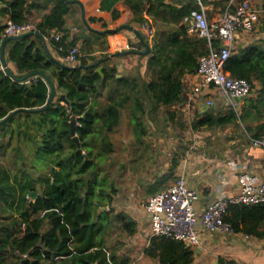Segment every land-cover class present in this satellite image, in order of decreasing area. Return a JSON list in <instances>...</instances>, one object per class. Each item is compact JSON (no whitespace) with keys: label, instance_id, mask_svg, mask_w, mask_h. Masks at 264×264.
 <instances>
[{"label":"trees","instance_id":"1","mask_svg":"<svg viewBox=\"0 0 264 264\" xmlns=\"http://www.w3.org/2000/svg\"><path fill=\"white\" fill-rule=\"evenodd\" d=\"M194 1L185 0L179 8L162 0L134 2V21L143 23L146 14L154 21L165 23L156 31L148 54L150 79L141 84L132 76L117 78L114 67L98 73L94 68L61 66L45 55L33 52L34 43L29 42L31 36L8 41L12 44L8 57L15 64L18 75L13 77L6 73L0 64V121L16 109L40 108L46 104L49 95L46 81L39 76L20 81L25 74L50 71L49 79L56 80V92L44 111L15 115L24 116L25 122L33 115L38 117L22 125L33 131L25 132L26 139L34 141L36 159L40 164H47L50 170L48 175L34 180L18 178L0 166V208L4 214H9L7 218H11L7 225L0 227V264H119L116 257H107L99 238L104 226L101 222L107 214L98 215L96 210L103 201L110 203L118 192L114 183L107 184V179L101 177V158L105 148L111 150L110 133L118 126L121 111L127 106L133 134L142 140L147 133L146 100L154 113L162 107L172 118L174 113L169 112V108L184 103L183 79L186 75L196 74L199 58L208 53L206 40L189 35L186 23L182 21L196 8ZM228 1L220 0L224 4L220 11L225 10ZM26 8V0H12L7 2L4 10L13 22L26 23ZM69 10L68 2L54 0L51 11L36 25L43 35L48 36L51 30L65 33L54 42L62 56L75 45V40L65 43V15ZM3 28L0 24V40ZM107 34L99 37L105 38ZM214 45L218 46V42ZM87 64L81 60V66ZM223 70L232 78L247 80L253 94L243 100L239 110L232 105L224 113L208 108L202 118L194 121L193 130L224 129L239 122L252 139L263 137L264 39L232 51ZM256 83L258 88H255ZM104 91L106 95L102 102L100 98ZM62 95L65 100L61 99ZM15 116L0 126V137ZM71 116L76 117L75 134L79 145L70 134ZM177 163L173 160V167ZM53 167L57 168L54 172ZM84 189L87 190L85 196L82 194ZM116 218L127 234L134 233L132 220L126 219L123 213ZM223 221L235 233L264 238V203L230 205ZM147 252L157 257L161 264H191L193 260L190 247L168 237H152ZM9 257L11 261L6 263Z\"/></svg>","mask_w":264,"mask_h":264},{"label":"crops","instance_id":"2","mask_svg":"<svg viewBox=\"0 0 264 264\" xmlns=\"http://www.w3.org/2000/svg\"><path fill=\"white\" fill-rule=\"evenodd\" d=\"M9 1L12 0H0L1 25H4L9 18L4 10ZM78 1L83 9L78 4H69L70 10L65 15L64 27L67 34L65 43L75 40L74 46L79 48L81 60L87 61L88 64L99 59H106L99 64L101 72L105 68L114 67L117 78L132 76L137 78L138 82L148 81L150 79V74H147L149 55L143 56L136 53L144 51L145 47L131 29L138 30L141 35L147 38L143 26L149 23L154 29L155 39L159 26L162 25L163 27L165 23L154 21L146 14H144L145 21L143 23L134 21L132 7L136 0ZM162 1L177 8L185 2V0ZM194 2L196 4L194 9L199 8L197 0ZM200 2L209 17L208 7L204 5L202 0ZM143 3L146 4L147 2L144 1ZM256 3L264 8V0H256ZM53 6L54 0H26L25 17L27 23H31L37 30L36 25L44 15L51 11ZM187 16L183 18V23ZM107 32L109 34L105 38L99 37L100 34ZM40 34L44 41L33 35L29 38V42L34 43L33 52H38L51 60L62 63L63 56L55 48L54 42L56 40L54 38L58 34L64 36L65 33L51 30L48 36ZM5 38L6 36L3 35L2 31L0 46ZM262 38L264 39V16L260 17L252 31L238 33L232 50L237 51ZM148 44L151 49L152 43L148 42ZM11 46L12 44H9L8 41L5 43L3 57L14 77L18 75V72L15 64L8 57ZM124 52L127 54H117ZM91 57L95 59L91 60ZM81 60L74 66H81ZM0 64L3 68L1 58ZM97 67L94 68L96 72ZM45 74L49 77L50 71ZM51 81L56 90V80L51 79ZM185 82L189 84L188 98L194 97L197 100H194L192 104L186 101L169 108L171 113H177L175 110L178 109L183 117H181L182 120H178V117L172 118L170 115L171 119L166 122L169 124L167 129L172 125L176 127L181 125L180 121L183 120L188 123L191 120L194 123L196 119L202 118L208 109L206 103L209 100L213 101L214 99L216 111L219 113L226 112L231 105L230 101L214 86L204 87L200 93L192 95L190 92L191 85L199 82L197 76L186 75L183 79V83ZM258 87L256 83L255 88ZM105 94L106 91L102 95L105 96ZM242 103L243 100L234 108L239 110ZM147 121L148 128L150 122ZM128 123L130 124L129 120ZM164 126L166 127V125ZM192 127L193 125H191V137H187V140H191L192 143H186L185 140L183 143V141H178L179 138H175L173 141L165 136H149L148 140L143 136V141L134 137L135 144L140 145L142 141L144 146H139V150L134 148L136 161L128 165L127 169L123 166L121 171L122 182L120 186H116V189L117 187L119 189H117V194L113 196V200L110 203L103 201L96 210L98 215L107 214V218L101 222L104 226L99 237L107 257L109 255L116 257L119 264H161L157 257L149 255L147 252L152 238L149 231L150 216L143 205L137 201L147 200L165 190L177 177H183L187 185L197 192L199 199L195 204V210L197 214H200L207 205L220 195L232 196L238 192V176L241 172L248 171L264 175V149L251 143V137L245 132L241 123L235 122L223 130L213 133L207 131L205 134L210 136L212 140L208 144H205L201 138L200 134L204 132L193 130ZM178 144H187V146L182 148L184 152L180 154V160L173 167L172 150L177 151L180 147ZM142 153H144L143 156H140ZM139 157H144V159H139ZM130 179H133L132 183H128ZM120 195L122 198L119 197ZM120 212L125 215L126 219L135 223L133 234L129 235L123 230L121 222L116 218ZM98 219L96 217V220ZM107 221H109L108 224H106ZM114 223H116V228ZM197 229L200 233V242L197 246L190 247L193 250L191 264H221V261L225 262L223 264L229 262L234 264H264V238L253 236L246 238L243 233L206 232L200 226Z\"/></svg>","mask_w":264,"mask_h":264},{"label":"built area","instance_id":"3","mask_svg":"<svg viewBox=\"0 0 264 264\" xmlns=\"http://www.w3.org/2000/svg\"><path fill=\"white\" fill-rule=\"evenodd\" d=\"M197 4L199 8L192 10L186 17L187 32L191 36L205 39L208 53L198 60L194 76L199 78V82L191 85L190 92L196 95L202 88L214 86L234 107L236 104L231 98L247 97L252 88L247 80L232 78L224 72L223 65L233 51L238 33L252 31L260 17L264 16V8L256 0H229L225 10L219 11L209 20L200 0H197ZM143 30L147 41L153 43L154 29L151 24L146 23ZM31 31H35L31 23H15L8 18L4 23L3 35L16 36ZM60 37L58 34L54 39L57 41ZM215 41L218 46L214 45ZM80 56L79 48L72 46L62 57V63L74 66L79 62ZM212 105V100L207 101V108ZM251 143L264 149V136L251 138ZM198 199L197 192L181 176L168 188L148 198L143 207L150 216V236L168 237L183 242L187 247H195L200 242L198 226L206 232L223 231L235 234L231 226L223 221L224 215L230 205L264 203V175L241 172L238 176V192L232 196L220 195L200 214L195 210Z\"/></svg>","mask_w":264,"mask_h":264},{"label":"rangeland","instance_id":"4","mask_svg":"<svg viewBox=\"0 0 264 264\" xmlns=\"http://www.w3.org/2000/svg\"><path fill=\"white\" fill-rule=\"evenodd\" d=\"M204 5H206L209 9V20H212L214 18V15L217 14L222 8L223 3L220 2V0H202ZM195 3V2H194ZM142 82L139 81V84ZM189 87V84L187 82L184 83V92H183V98L185 99L184 103L186 101H189L190 104L194 102V100H197L196 98H188L187 89ZM106 95V94H105ZM187 95V96H186ZM105 96H102L100 98V101L104 102ZM146 100V99H145ZM204 101V100H203ZM130 102V101H129ZM213 105L208 110L216 111V105L214 104L213 99ZM146 107H147V114L144 117L145 122L148 123L147 120H149L147 133L144 136L147 140L149 139V136L152 137H159V136H165L168 139H172L174 141L175 138H179L178 141L185 140L186 143H192L191 140H187V137H191V125H193L192 121L188 123L186 120L180 121L181 125H178L177 127L172 125L169 129L166 122L170 120V114H167L165 108L159 109L157 112H153L152 106L150 103L146 100ZM177 113H179V116H177V113H174V116L178 117V120H182L181 117L183 115L181 114L178 109L175 110ZM170 112V111H169ZM181 115V116H180ZM25 117H17L15 116L10 122L12 123L8 127H4L5 131L2 134L3 137H0V166L6 168L12 175H17L18 178L23 177H29L34 180L38 179L40 176H46L48 175V172L50 170V167L46 166L47 164H40L38 160L35 157V151H36V145L34 141H30L29 139H26L25 132H31L32 130L29 128L23 127L22 124H29L33 122L34 120H37L38 117L35 115L32 116V119H29V121L25 122ZM129 120V108L128 106L124 108L121 111V118L120 123L110 133V145L111 150L108 151L106 148L104 149V156L101 158V177L107 179V184L110 182L114 183L116 186H120L121 184V177L123 166L124 168H128V165H130L132 162L136 161V152H134V148L140 149L139 146L144 144L141 141V144L138 145V143L135 144L134 141V134H133V127L128 123ZM152 120V121H150ZM175 120V119H174ZM176 120L178 123L179 121ZM10 124V123H8ZM21 125V126H20ZM147 125V124H146ZM166 125V127L164 126ZM27 129V130H26ZM218 130H223L219 128H213L209 130H200L204 133H201L202 140L205 142V144L210 143L211 137L206 135L207 131L209 132H216ZM18 132H20V135H18ZM33 133V131L31 132ZM184 143V141H183ZM180 147L176 151L175 149L172 150L171 158L172 161H179L180 160V154L184 152L182 149L183 147L187 146V144H178ZM103 150V149H102ZM194 150V149H192ZM139 153V152H138ZM141 153V152H140ZM144 153H142L143 156ZM146 156V155H144ZM143 158L144 157H139ZM57 168H55V171ZM133 179H130L128 183H132ZM38 191L41 190V186L37 185ZM117 189H119L117 187ZM86 189L83 191V196L86 195ZM120 198L121 195L119 196ZM139 204H144L146 200H140L137 201ZM136 202V203H137ZM120 211V210H119ZM121 213V212H120ZM9 216L8 213H3L2 209L0 208V227L7 225V223L11 220V218H7ZM4 217L7 219L4 220ZM113 217V215H112ZM114 218V217H113ZM115 224V228L116 223ZM11 261L10 257L7 258L6 263Z\"/></svg>","mask_w":264,"mask_h":264},{"label":"water","instance_id":"5","mask_svg":"<svg viewBox=\"0 0 264 264\" xmlns=\"http://www.w3.org/2000/svg\"><path fill=\"white\" fill-rule=\"evenodd\" d=\"M65 1L68 2L69 4H74V3L78 4L83 9V6L81 5V3L78 0H65ZM125 28L131 29L129 27H125ZM131 30L134 33H136V35L139 37V42L142 45H144V47H145L144 51L136 52V53L139 54V55H143V56L148 55L149 52H150V46H149V44L147 42V38L144 35H141V33L138 30H135V29H131ZM32 35L33 36H37L42 41H44L42 35L37 30L31 31V32H28V33H25V34H22V35L8 36L5 39H3L2 43H1V46H0V58H1L2 66L5 69L6 73L11 74L10 70L8 69V67H7V65L5 63L4 57H3L5 43L7 41H9V40H18V39H22L24 37L32 36ZM130 52H133V51H130ZM117 54H127V52L117 53ZM105 60L106 59H99L96 62L90 63V64L85 65V66H71V65H66L64 63H59L57 61L56 62L58 64H60L61 66H64V67H67V68H70V69H76V68L77 69H81V68L87 69V68H95V67L98 66L97 69H96L97 72L102 73L99 64L101 62L105 61ZM36 76H39V77L43 78L46 81V83H47V85L49 87V95H48L46 104L43 107H40V108H32V109L20 108V109H16V110L12 111L10 114H8L6 117H4L0 121V126L3 123L7 122L10 118L15 116L19 112L36 113V112L44 111L45 109H47L50 106V104L54 100L56 90H55V87H54L53 83L51 82V80L49 79V77L45 73H43L42 71H33V72H30L27 75H25L22 79H20V81H23V80H25L27 78H30V77H36ZM245 98L246 97H240V98L239 97H233V98H231V101L233 103H235V104H238L240 101L244 100ZM61 99L65 100V96L62 95ZM70 127H71L70 134L72 136V139L77 145H79L78 136L75 134V129H76V117L75 116H71ZM54 171H55V168L53 167L52 168V172H54ZM32 195L35 196V193H32Z\"/></svg>","mask_w":264,"mask_h":264}]
</instances>
